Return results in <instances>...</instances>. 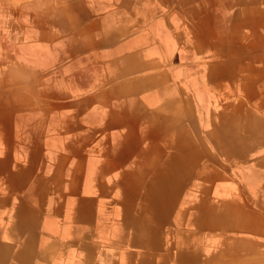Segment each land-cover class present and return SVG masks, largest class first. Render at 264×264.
<instances>
[{"label": "crops", "instance_id": "1", "mask_svg": "<svg viewBox=\"0 0 264 264\" xmlns=\"http://www.w3.org/2000/svg\"><path fill=\"white\" fill-rule=\"evenodd\" d=\"M229 187L264 212V0H0V264H188Z\"/></svg>", "mask_w": 264, "mask_h": 264}, {"label": "rangeland", "instance_id": "2", "mask_svg": "<svg viewBox=\"0 0 264 264\" xmlns=\"http://www.w3.org/2000/svg\"><path fill=\"white\" fill-rule=\"evenodd\" d=\"M34 14V12H32ZM249 121V116L247 112H243L241 110L240 112V135L241 144H244L243 139L248 138V136H244L243 134V127L247 122ZM262 135V134H259ZM250 140V139H249ZM251 142V141H250ZM225 163H231L230 157L224 159ZM218 167H209V176L213 177L214 180H217L216 174L217 172L214 171ZM225 171L223 170L221 175L225 178V180L230 179L228 182H233V174L231 171L226 169L224 167ZM230 174V175H229ZM228 188V187H225ZM231 192L228 193L227 191H224L223 194H219V196H223L220 198L218 202H213L204 205L202 202H196L193 203L190 207H188V212L190 211L192 214H199V213H212L214 214L216 210H219V214L222 219V224L214 225L213 229H218L217 226H222L220 234H214L213 239L211 242L207 243V246H203V254L200 253V256H198V252L194 251L193 249L188 250V264H201L205 263L204 260L205 256H211L216 255L217 253L212 252L208 253L207 255H204V252L208 250L217 251L219 250L220 256H224L221 258V261H227L229 264H264V228L262 229L260 225L264 224V212L261 214H256L252 212H246L245 208L241 204V194L238 190H233V187H229ZM199 191V190H197ZM235 191V192H234ZM200 193V192H198ZM228 193V194H227ZM234 194V196H233ZM227 195H232L235 200L240 198V201L235 202L234 200L227 199ZM225 197V198H224ZM201 200L203 198H200ZM200 208L199 211H196L195 209ZM238 213H242L239 217ZM248 217L247 222L242 221L239 222V220L243 217ZM238 219V221H237ZM228 220H231L230 226H228ZM236 222V223H235ZM238 222V223H237ZM229 227V229L233 230L232 233H229L226 229ZM261 228V229H260ZM234 231H244L245 233H248L250 235H254V242L252 243H243L242 240H239L240 235L234 234ZM215 233L212 232L211 235ZM209 235V234H208ZM212 237V236H211ZM228 240V241H227ZM228 247V250L223 252V250H226ZM243 248L247 249L246 252ZM232 251H235L234 253ZM225 253V254H222ZM207 256V257H208ZM205 257V258H204ZM209 261V260H207Z\"/></svg>", "mask_w": 264, "mask_h": 264}, {"label": "bare ground", "instance_id": "3", "mask_svg": "<svg viewBox=\"0 0 264 264\" xmlns=\"http://www.w3.org/2000/svg\"><path fill=\"white\" fill-rule=\"evenodd\" d=\"M245 251H241V252H246L247 251V249H244ZM235 251H233V253H234ZM215 261L217 262V264H218V262H220V261H218L217 259H215ZM221 264H223V263H221ZM229 264V263H228Z\"/></svg>", "mask_w": 264, "mask_h": 264}]
</instances>
